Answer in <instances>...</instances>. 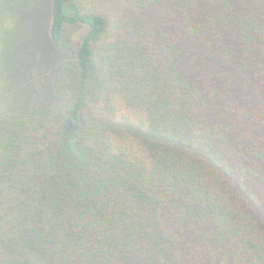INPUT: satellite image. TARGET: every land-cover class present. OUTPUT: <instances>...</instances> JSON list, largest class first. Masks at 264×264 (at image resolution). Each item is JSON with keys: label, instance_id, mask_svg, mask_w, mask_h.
<instances>
[{"label": "trees", "instance_id": "trees-1", "mask_svg": "<svg viewBox=\"0 0 264 264\" xmlns=\"http://www.w3.org/2000/svg\"><path fill=\"white\" fill-rule=\"evenodd\" d=\"M0 50L34 87L0 108V264H264V0H0Z\"/></svg>", "mask_w": 264, "mask_h": 264}, {"label": "rangeland", "instance_id": "rangeland-1", "mask_svg": "<svg viewBox=\"0 0 264 264\" xmlns=\"http://www.w3.org/2000/svg\"><path fill=\"white\" fill-rule=\"evenodd\" d=\"M83 30L80 29L78 36H81ZM39 33L43 35V41L40 40L41 37L39 38L37 34L33 33L25 37V39H29V44L25 42L21 48V50L28 48L25 51L28 60L35 67L33 79L37 84L47 81L46 74L49 63L45 61H51L53 55V45L47 40L46 33L44 31ZM18 71L19 69L13 65L11 58L0 50V108L7 109L20 101L26 103L29 95L31 96L34 92V87L25 82L23 70L19 71L23 79L18 76Z\"/></svg>", "mask_w": 264, "mask_h": 264}, {"label": "water", "instance_id": "water-1", "mask_svg": "<svg viewBox=\"0 0 264 264\" xmlns=\"http://www.w3.org/2000/svg\"><path fill=\"white\" fill-rule=\"evenodd\" d=\"M77 129V126L72 121L68 122L66 132L71 133L73 130Z\"/></svg>", "mask_w": 264, "mask_h": 264}]
</instances>
